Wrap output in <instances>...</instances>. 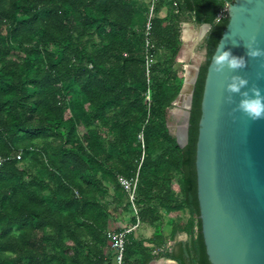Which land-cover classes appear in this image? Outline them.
Returning a JSON list of instances; mask_svg holds the SVG:
<instances>
[{
  "label": "trees",
  "instance_id": "16d2710c",
  "mask_svg": "<svg viewBox=\"0 0 264 264\" xmlns=\"http://www.w3.org/2000/svg\"><path fill=\"white\" fill-rule=\"evenodd\" d=\"M232 2L0 0V264H113L109 222L130 212L118 178L136 172L137 219L155 228L154 247L175 232L188 237L158 256L209 264L195 146L206 70ZM187 22L209 29L181 148L167 114L183 85L176 59ZM178 212L188 218L164 237L163 215ZM129 255L154 258L127 235L123 264Z\"/></svg>",
  "mask_w": 264,
  "mask_h": 264
},
{
  "label": "water",
  "instance_id": "95a60500",
  "mask_svg": "<svg viewBox=\"0 0 264 264\" xmlns=\"http://www.w3.org/2000/svg\"><path fill=\"white\" fill-rule=\"evenodd\" d=\"M228 23L219 39L224 50L248 59L237 72L218 74L208 64L200 102L195 146L196 195L201 235L209 264H264V120L251 122L241 113L230 115L227 83L241 75L264 90V57H246L245 42L254 36L264 49V0H233L225 9ZM209 25L201 26L202 39ZM238 46H233L237 44ZM205 55V51L203 50ZM199 65L189 84L197 78ZM186 81L183 79V85ZM181 91L177 98L181 96ZM240 100L239 95L234 96ZM192 90L186 99L183 128L174 136L179 147L187 142Z\"/></svg>",
  "mask_w": 264,
  "mask_h": 264
},
{
  "label": "clouds",
  "instance_id": "9594fccd",
  "mask_svg": "<svg viewBox=\"0 0 264 264\" xmlns=\"http://www.w3.org/2000/svg\"><path fill=\"white\" fill-rule=\"evenodd\" d=\"M233 46H238L233 44ZM246 51V57L251 59H257L264 57V49L257 46L256 38L253 36L251 41L244 43ZM248 66V59L245 57L235 56L231 50H224L223 42L219 43V47L216 49L212 68L213 70L221 74L225 69L232 72H237L240 69H244ZM258 79L264 78L262 74H257ZM249 80L241 75H233L230 77L226 86V91L229 93L227 102L229 104H235L230 115L233 116V120H236L235 113L239 112L243 117H246L251 122H257L264 120V90L258 85L253 84L251 88L248 87ZM235 95L240 96V100L237 102L234 99Z\"/></svg>",
  "mask_w": 264,
  "mask_h": 264
},
{
  "label": "crops",
  "instance_id": "0c3cea01",
  "mask_svg": "<svg viewBox=\"0 0 264 264\" xmlns=\"http://www.w3.org/2000/svg\"><path fill=\"white\" fill-rule=\"evenodd\" d=\"M203 39V38H202ZM177 190V187L176 189ZM138 211V209H137ZM131 217H134V220L136 222V217L133 215L132 211L130 212H118L113 215V219L109 222V231L113 232L115 229H124L128 228L134 223L130 222ZM188 218V215L186 212H178V213H170V214H164L163 215V221L162 225L160 227V232L164 237H169L174 231L175 227H181L184 225L186 219ZM139 221V220H138ZM155 233V228L140 223L137 229L132 231L129 236L132 237V240L135 242H141V246L143 248L150 249L152 256L154 257L148 264H177L176 262L172 260H168L163 258L162 256H158L159 252L165 251L168 249L171 245L179 243V242H185L187 240V234L184 232H175L172 237H170L171 241L167 243V245L163 249H158L157 247H154L153 243L151 242L153 235ZM109 244V243H108ZM113 252L110 250L109 245L104 250V254L111 255ZM132 255L128 256L127 258V264H135L133 261L134 258H131ZM133 260V261H132Z\"/></svg>",
  "mask_w": 264,
  "mask_h": 264
},
{
  "label": "rangeland",
  "instance_id": "374dc122",
  "mask_svg": "<svg viewBox=\"0 0 264 264\" xmlns=\"http://www.w3.org/2000/svg\"><path fill=\"white\" fill-rule=\"evenodd\" d=\"M200 32L201 26H195L191 22L181 24L180 39L182 45L176 61L180 64L181 75L186 83L181 91V96L172 104V108L167 114V127L173 136L176 135L178 129L183 128L186 99L191 90L189 82L194 75L195 68L204 61L203 49L201 48L202 39L199 38ZM173 188L176 189V185Z\"/></svg>",
  "mask_w": 264,
  "mask_h": 264
},
{
  "label": "built area",
  "instance_id": "2783aa9c",
  "mask_svg": "<svg viewBox=\"0 0 264 264\" xmlns=\"http://www.w3.org/2000/svg\"><path fill=\"white\" fill-rule=\"evenodd\" d=\"M152 16V6L149 8L148 13V21L145 24V70L146 74H148V70L152 63V57L148 53V40L147 35L149 31V19ZM148 100V97H146ZM138 139L141 141V136H138ZM19 157H17L18 159ZM1 163V160H0ZM119 185L122 189L126 192L128 202L130 205V210L132 211L133 215L136 217V222L128 228H124L119 232H109L107 233L109 248L113 252V264H123L124 261V254H125V243H126V236L129 235L132 231L137 229L139 226V221L137 219V207L135 206V197H136V187H137V172L132 179H124L118 178Z\"/></svg>",
  "mask_w": 264,
  "mask_h": 264
},
{
  "label": "bare ground",
  "instance_id": "6f19581e",
  "mask_svg": "<svg viewBox=\"0 0 264 264\" xmlns=\"http://www.w3.org/2000/svg\"><path fill=\"white\" fill-rule=\"evenodd\" d=\"M187 41V40H186ZM185 42V41H184Z\"/></svg>",
  "mask_w": 264,
  "mask_h": 264
}]
</instances>
